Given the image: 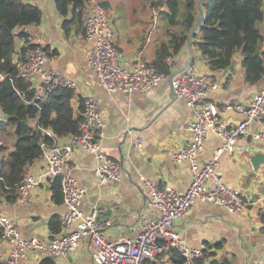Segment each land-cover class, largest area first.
<instances>
[{
    "label": "crops",
    "instance_id": "0c3cea01",
    "mask_svg": "<svg viewBox=\"0 0 264 264\" xmlns=\"http://www.w3.org/2000/svg\"><path fill=\"white\" fill-rule=\"evenodd\" d=\"M31 1L41 6L43 17L40 23L27 25L26 31L53 55V67L77 81L75 106L79 95L98 98L108 123L102 140L103 148L122 166L120 180L103 183L94 171L98 163L95 155L75 146L66 169L79 185L87 188L82 206L85 211L101 205L111 206L113 215L106 221L101 219L106 235L135 237L140 230L141 216L150 219L157 214V210L149 205L144 178L154 181L160 188L172 187L177 191H185L191 183L190 162L176 160L175 153L191 140L187 124L194 118V113L183 98L176 96L169 80L152 93L107 92L87 64L90 44L85 40L84 30L65 32V18L58 11L55 0ZM106 1L110 4L111 0ZM152 24L148 19L140 18L138 24L133 25L124 47L120 43L125 56L133 58L141 52L148 63L155 57L157 46L166 36L151 44L147 34ZM260 27L264 34V19ZM135 38L141 41L138 43ZM190 41L172 58V73L183 70L193 53L189 67L219 83L208 99L217 102L221 108L229 103L247 102L264 88V76L253 85L244 81L241 52L235 54L234 68L213 70L192 37ZM16 44L22 45L23 39L18 38ZM226 119L240 120L234 116ZM250 125L252 129L260 126L258 122ZM6 129L10 132L11 143H8L12 148L15 140L13 129L10 126ZM137 139H141V144L136 143ZM222 144V137L209 130L199 153L200 161L213 158ZM257 150L264 151V142L253 137L248 140L245 136L238 140L233 152H223L219 156L218 170L223 181L241 192L246 206L242 211L231 212L218 203L195 202L174 223L189 247L203 248L202 254L206 249L213 251L215 258H226L227 264H264V164L259 169L248 167L251 155ZM44 170L45 163L40 157L27 166L26 174L38 176ZM53 186V178L44 179L31 189L23 202H11L0 195V212L15 221L22 237L48 241L58 234L53 233L50 224L53 219H60L66 208L63 200H54ZM108 221L109 224L105 223ZM10 248V243L0 240V264L8 257ZM169 249L157 255L162 264H173ZM92 250L91 241L86 239L71 253L54 255L53 264H94ZM45 256L49 255L33 249L19 264H41Z\"/></svg>",
    "mask_w": 264,
    "mask_h": 264
},
{
    "label": "built area",
    "instance_id": "2783aa9c",
    "mask_svg": "<svg viewBox=\"0 0 264 264\" xmlns=\"http://www.w3.org/2000/svg\"><path fill=\"white\" fill-rule=\"evenodd\" d=\"M84 32L85 40L90 44L87 64L107 92L152 93L164 81L172 80L175 94L183 98L194 113V118L187 124L191 140L175 153L176 160L190 162L191 183L185 191H177L172 187L160 188L154 181L144 178L149 205L157 210L156 216L150 219L141 216L140 230L135 237L106 235L104 223L98 217V208L85 211L82 206L87 188L79 185L66 169L74 147L79 146L95 155L98 163L94 171L101 182L110 183L121 178L120 161L111 157L102 145L108 123L100 109V102L95 96H86L84 117L76 133L59 137L50 129L44 130L53 137V143H42L41 158L45 170L38 176L26 174L18 186L15 201L23 202L31 189L44 179L58 178L66 208L60 216L61 231L48 241H41L38 237L24 238L15 221L0 212V240L11 244L3 264H19L33 249L52 256L69 254L86 239L93 245L91 257L94 264H143L144 260L155 259L172 247L187 257L188 264H194L193 260L202 254L203 248L189 247L174 223L197 201L218 203L231 212L244 210L246 202L241 192L223 181L218 159L223 152H233L238 140L250 133L255 140L264 142V88L247 102L229 103L221 108L217 102L208 99L210 92L219 87V83L209 75L192 67L177 73L160 71L148 63L141 52L133 58L125 56L117 45L113 20L99 0H89L85 6ZM14 60L18 75L34 90L30 99L18 90L27 103L46 101L55 88H78L75 79L52 66L53 55L38 44L30 32L22 45L16 44ZM4 77L0 70V79ZM229 107L246 114L247 118L226 119L223 114ZM251 122H258L260 126L252 129ZM209 130L217 132L223 144L213 158L200 161L199 153ZM136 143L141 144V139H137Z\"/></svg>",
    "mask_w": 264,
    "mask_h": 264
},
{
    "label": "trees",
    "instance_id": "16d2710c",
    "mask_svg": "<svg viewBox=\"0 0 264 264\" xmlns=\"http://www.w3.org/2000/svg\"><path fill=\"white\" fill-rule=\"evenodd\" d=\"M64 16V30H84V9L89 0H55ZM100 1V0H99ZM108 8L107 1H100ZM166 5L160 13L165 24L166 38L157 46L155 57L149 61L158 70L172 72V58L188 42L194 26V43L213 70H228L235 54L241 52L243 78L250 85L264 76V34L260 24L264 19V0H159ZM43 9L31 0H0V106L8 118H0V195L16 201L18 186L26 176L27 166L42 156V143H53L50 129L63 137L78 131L84 115L85 97L78 96L75 106L74 89L59 87L52 90L46 101L27 103L34 90L18 75L14 60L17 39L28 35L25 27L42 21ZM199 30V32H197ZM191 42V41H190ZM193 42V41H192ZM24 93L25 98L18 92ZM7 126L13 127L14 145L9 148ZM54 200H63L58 178H54ZM264 217V215H263ZM53 233L61 230V221H51ZM219 246V244H216ZM173 264H186L187 257L170 248ZM212 258V259H211ZM52 255L45 256L41 264H53ZM226 258H215L205 250L194 264H227ZM143 264H162L159 258L146 259Z\"/></svg>",
    "mask_w": 264,
    "mask_h": 264
},
{
    "label": "rangeland",
    "instance_id": "374dc122",
    "mask_svg": "<svg viewBox=\"0 0 264 264\" xmlns=\"http://www.w3.org/2000/svg\"><path fill=\"white\" fill-rule=\"evenodd\" d=\"M101 1V0H100ZM106 1V0H104ZM108 12L111 16L116 32H117V45L120 47V43L124 47V42L128 38V33L132 32L133 25H137L140 18L148 19L153 24L148 30V40L152 41L151 44H155L158 38L165 37V24L161 16V9H164L166 5L160 4L159 0H111ZM161 22L160 24H157ZM138 29V27H137ZM120 37V40L118 39ZM138 43L141 39L135 38ZM120 50L121 47H120ZM123 51V50H122ZM13 129V127H11ZM10 134V133H9ZM10 142V136L7 137Z\"/></svg>",
    "mask_w": 264,
    "mask_h": 264
},
{
    "label": "water",
    "instance_id": "95a60500",
    "mask_svg": "<svg viewBox=\"0 0 264 264\" xmlns=\"http://www.w3.org/2000/svg\"><path fill=\"white\" fill-rule=\"evenodd\" d=\"M199 23H200V21L194 26V28H193V30H192V32L190 34V38L188 40L189 43H190L192 34L198 28ZM193 58H194V55L192 53L191 58H190L189 62L186 64V66L184 67V69H186V68H188L189 66L192 65ZM230 68H234V64L233 63L230 66ZM169 81L172 83V80L171 79ZM223 115H224L225 118H229L230 116H234V117L239 118L240 120H244V119L247 118L246 114L237 112V111H235L231 107H229L224 112ZM0 117L1 118H8V115L3 111V109L1 108V106H0ZM247 139L248 140L252 139V134L251 133L247 135ZM262 164H264V151L257 150L256 152H254L251 155V157L249 159L248 167L249 166H252L254 169H259ZM97 208H98V217L100 219H104V221H106L108 218H110L113 215V213H114V208H112L111 206L101 205V206H98Z\"/></svg>",
    "mask_w": 264,
    "mask_h": 264
}]
</instances>
